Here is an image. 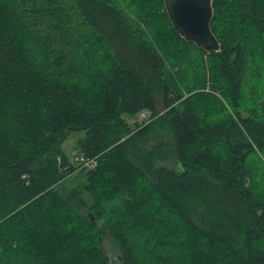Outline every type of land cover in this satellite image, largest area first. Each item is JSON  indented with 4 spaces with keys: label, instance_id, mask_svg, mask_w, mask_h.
<instances>
[{
    "label": "trees",
    "instance_id": "16d2710c",
    "mask_svg": "<svg viewBox=\"0 0 264 264\" xmlns=\"http://www.w3.org/2000/svg\"><path fill=\"white\" fill-rule=\"evenodd\" d=\"M211 5L206 53L163 0H0V264H264V0Z\"/></svg>",
    "mask_w": 264,
    "mask_h": 264
},
{
    "label": "water",
    "instance_id": "95a60500",
    "mask_svg": "<svg viewBox=\"0 0 264 264\" xmlns=\"http://www.w3.org/2000/svg\"><path fill=\"white\" fill-rule=\"evenodd\" d=\"M163 3L168 20L181 38L194 43L206 53L220 51V43L210 27L213 17L212 0H163ZM161 144L163 141L158 142L156 146ZM120 259L119 256L112 262L111 258L106 256L105 261L107 264H122Z\"/></svg>",
    "mask_w": 264,
    "mask_h": 264
},
{
    "label": "rangeland",
    "instance_id": "374dc122",
    "mask_svg": "<svg viewBox=\"0 0 264 264\" xmlns=\"http://www.w3.org/2000/svg\"><path fill=\"white\" fill-rule=\"evenodd\" d=\"M128 17V14H127ZM129 18V17H128ZM128 22H130V20L128 19ZM134 30H137V27L135 25L140 26L141 28H143V25H139L138 23H132ZM159 109H162V105L159 102L157 104ZM146 114V112H141ZM138 114V117L135 118V120L139 123H141V118H146L144 116V114ZM147 115V114H146ZM134 121V120H133ZM132 122V120H131ZM145 123V122H144ZM147 123V122H146ZM85 135V131H77V132H73L70 134V136H68V138L62 143L61 148L63 149L64 153H66L70 159V161L77 166V171L75 173H73L71 176H69L68 178H66L63 182H60V184L58 185V190H60L61 192L67 193L69 191H72L73 189H81V186L83 185V182H85V178H84V173L81 172L82 170H91L92 168H94V166L96 165V161L93 158H84V156H82V152L79 151V149H77V145L76 142H78V139L83 137ZM172 138V134L171 132H168L166 130V127H162V126H155L153 128V130L150 132V134L145 137V139H143V144L146 145V142L148 144L149 142V146H156L158 142H164L165 143H169L171 142ZM155 144V145H154ZM76 153V154H74ZM84 158V159H83ZM81 196L83 197V199L86 201L88 206H92V200L91 198H89V196L86 195V193H82ZM120 202V199L116 200V203ZM98 222H100V224L102 223L101 220H99ZM103 248L105 249V254L111 258V261L114 262V258H118L120 255L118 254V248L116 247L117 245L113 242H111V239L109 237V235H104L103 237ZM178 258L173 257V262H177L180 261L181 258L180 256H182V251L179 252L178 254ZM114 257V258H113ZM117 264V263H115Z\"/></svg>",
    "mask_w": 264,
    "mask_h": 264
},
{
    "label": "built area",
    "instance_id": "2783aa9c",
    "mask_svg": "<svg viewBox=\"0 0 264 264\" xmlns=\"http://www.w3.org/2000/svg\"><path fill=\"white\" fill-rule=\"evenodd\" d=\"M141 114H144V113H141ZM144 116L146 117L145 119L144 118H141V120H146L147 119V115L146 114H144ZM148 122V121H147ZM146 123V122H145ZM74 154H76V153H74ZM82 156H83V153H82ZM84 158H86L85 156H84ZM83 158V159H84Z\"/></svg>",
    "mask_w": 264,
    "mask_h": 264
}]
</instances>
